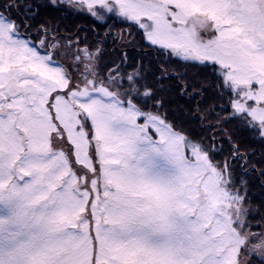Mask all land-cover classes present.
<instances>
[{
  "label": "snow or ice",
  "instance_id": "snow-or-ice-1",
  "mask_svg": "<svg viewBox=\"0 0 264 264\" xmlns=\"http://www.w3.org/2000/svg\"><path fill=\"white\" fill-rule=\"evenodd\" d=\"M0 264H264V0H0Z\"/></svg>",
  "mask_w": 264,
  "mask_h": 264
}]
</instances>
